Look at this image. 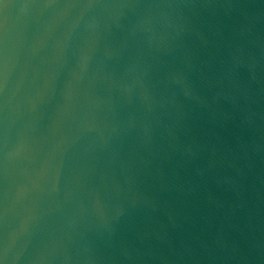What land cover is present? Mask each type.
<instances>
[{"label": "water", "instance_id": "1", "mask_svg": "<svg viewBox=\"0 0 264 264\" xmlns=\"http://www.w3.org/2000/svg\"><path fill=\"white\" fill-rule=\"evenodd\" d=\"M0 264H264V0H0Z\"/></svg>", "mask_w": 264, "mask_h": 264}]
</instances>
